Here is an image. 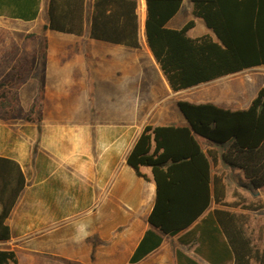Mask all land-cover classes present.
<instances>
[{"label": "crops", "instance_id": "obj_1", "mask_svg": "<svg viewBox=\"0 0 264 264\" xmlns=\"http://www.w3.org/2000/svg\"><path fill=\"white\" fill-rule=\"evenodd\" d=\"M50 3L0 0V20L45 29L46 62L33 66L32 86L49 89L50 102L62 105L54 113L55 124L41 133L47 159L28 160L22 145L10 154L12 148L0 142V155L15 159L26 176L7 218L10 238L0 240V249L14 251L15 264H27L24 251L31 264H177V250L200 264H212L195 252L190 228L169 235L149 222L156 195L152 170L141 166L144 176L139 175L127 157L147 125L191 126L179 101L245 109L264 85V76L229 78L236 72L173 90L147 42V0H54L56 20L78 25L72 32L49 26ZM69 6L78 12L65 13ZM115 9L120 13L110 18L116 20L105 22H124L136 14L138 46L91 35L92 24L103 23ZM192 10V0H182L167 26L179 29L194 19L188 35L216 38ZM13 68L20 73L15 64ZM195 136L211 170V203L201 217L215 208L241 215V204L231 203L258 196L264 187L249 189L241 168L225 162L227 143L212 145ZM196 166L205 168L202 157ZM216 197L229 205L217 204ZM149 229L161 235L160 244L131 262Z\"/></svg>", "mask_w": 264, "mask_h": 264}, {"label": "trees", "instance_id": "obj_2", "mask_svg": "<svg viewBox=\"0 0 264 264\" xmlns=\"http://www.w3.org/2000/svg\"><path fill=\"white\" fill-rule=\"evenodd\" d=\"M53 1L49 8V26L74 31L78 25L56 20L58 9ZM181 1L147 0L145 22L148 45L173 90L264 64V0H192L193 15L203 19L216 38L209 33L197 37L188 35V30L195 25L194 19L179 29L167 26ZM76 12L78 8L69 6L65 13L74 15ZM119 13L118 9L112 10L103 23H93L91 35L138 46L136 14L124 22H105L116 20L110 17ZM21 63L15 66L20 70L18 79H23L29 68L28 64ZM13 97L10 86L0 89V108L13 110L5 103ZM178 105L191 126L147 125L127 157L128 164L139 175L144 176L141 166L152 170L156 195L149 222L169 235L190 228L189 236L195 238V252L212 264H251L252 259L264 264V242L261 248L253 245L244 230L241 215L215 208L201 217L211 203V170L195 136L206 138L212 145L227 143L225 162L241 168L249 189L264 187V85L245 109H225L211 102L187 100L179 101ZM199 156L205 162L204 169L196 166ZM25 184L26 176L20 164L0 155V240L10 238L7 218ZM215 202L229 205L218 197ZM239 204L243 208H255L251 204L231 203ZM161 240L154 229L147 230L131 262L158 246ZM176 257L177 264H200L181 250H177ZM15 263L14 251L0 249V264Z\"/></svg>", "mask_w": 264, "mask_h": 264}, {"label": "rangeland", "instance_id": "obj_3", "mask_svg": "<svg viewBox=\"0 0 264 264\" xmlns=\"http://www.w3.org/2000/svg\"><path fill=\"white\" fill-rule=\"evenodd\" d=\"M46 47L45 29L41 25L32 29L18 21L0 20V89L10 86L14 95L13 99L5 102L13 110L9 112L5 107L0 108V142L7 143L12 148L9 153L13 155L17 154V145H22L21 149L27 154L28 160L34 157L48 158L43 141L45 137L41 133L43 129L55 124L54 113L57 108L62 107L50 102L47 95L49 89L32 86L35 71L33 66L46 62ZM18 63L29 65L21 80L16 78L19 72L13 68ZM260 76H264V65L244 69L229 78L252 79ZM1 103L0 99V105ZM27 172L30 177V170L27 169ZM239 202L255 207L243 208L239 213L253 245L261 248L264 242V188L260 195L250 194L246 200ZM22 257L27 264H31L30 253L24 251ZM45 264L55 263L46 261ZM251 264H257L255 259L251 260Z\"/></svg>", "mask_w": 264, "mask_h": 264}]
</instances>
